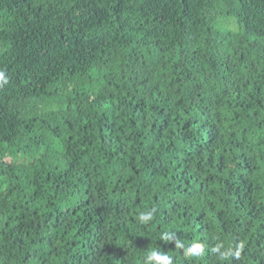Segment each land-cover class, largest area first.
<instances>
[{"label": "trees", "instance_id": "obj_1", "mask_svg": "<svg viewBox=\"0 0 264 264\" xmlns=\"http://www.w3.org/2000/svg\"><path fill=\"white\" fill-rule=\"evenodd\" d=\"M0 72V264H264V0H0Z\"/></svg>", "mask_w": 264, "mask_h": 264}, {"label": "clouds", "instance_id": "obj_2", "mask_svg": "<svg viewBox=\"0 0 264 264\" xmlns=\"http://www.w3.org/2000/svg\"><path fill=\"white\" fill-rule=\"evenodd\" d=\"M0 82L7 83V78L3 72H0ZM2 86V84H0ZM155 209L148 211H142L139 214L138 220L141 224H148L153 220V213ZM172 237L167 233L163 234L160 239L168 240ZM218 239V238H217ZM175 247L183 249L185 257L199 258L205 253L206 245L202 242L193 241L190 245L186 246L179 238L175 239ZM243 244L237 246L236 250L229 245L226 246L225 242L219 241L210 249L211 252L217 254V259L223 264V262L229 261L230 258L239 259ZM174 264L173 258L170 255L164 254L162 251H158L156 248H151L144 257L143 264Z\"/></svg>", "mask_w": 264, "mask_h": 264}]
</instances>
